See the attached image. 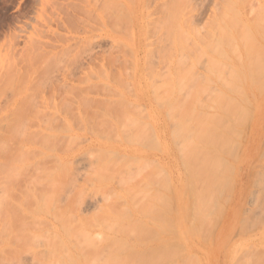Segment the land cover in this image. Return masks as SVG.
<instances>
[{
  "label": "rangeland",
  "instance_id": "obj_1",
  "mask_svg": "<svg viewBox=\"0 0 264 264\" xmlns=\"http://www.w3.org/2000/svg\"><path fill=\"white\" fill-rule=\"evenodd\" d=\"M233 2L234 5H232ZM205 6L208 8L207 19ZM226 7L227 9L234 8L233 12L238 9L237 11L241 15L239 12H236V15L239 14L238 16L233 13L234 19L240 20V24L243 21V24L245 23L250 30L246 34L251 32L250 36L255 39V44L258 43L257 52L252 53L257 58L256 61L253 59L254 56L249 55L248 51H252L253 47L249 45L251 48L248 47L250 49L247 50L248 54H246V50L244 53L246 57L249 55L247 58L251 57L250 60L253 59L254 62L247 59L246 63L241 44L247 43L246 40L250 36L246 37L247 35L244 34L245 38L241 34L245 41L243 42L240 36L241 43L238 41L239 37L236 38V33H239L238 27L235 33L233 28L236 25L234 24L235 26L231 28L227 25V19L224 20L229 17L228 15H231L229 10V12L225 11ZM202 11L204 13L203 23L200 22ZM225 13L228 17L224 16L223 19L222 16L226 15ZM236 19L235 21H237ZM253 20L261 22L257 24L258 27L261 25L260 30L254 25ZM221 21L224 23L222 24ZM232 23H230L231 26ZM224 24L231 31L226 30L234 38L232 41L235 40L236 50L240 53L242 61L238 58V52V55L235 53V56L231 51V49H235V44L230 42L229 34L228 40L231 45L228 42L229 47H227L225 44L227 41L224 44L222 42L223 35L221 33L226 29ZM242 25L239 27L245 29L246 27ZM219 27L223 31L219 32ZM255 29L256 31H254ZM238 33L237 35H239ZM206 36L208 40L212 41L208 46L207 57H205V53L202 56L201 53H197V55L192 54L191 50L188 51L189 47L185 46L186 43L192 39L201 40ZM216 40H219L220 44ZM248 41L251 42V40ZM215 43L220 46L216 47ZM248 44L250 43L248 42ZM218 47L222 49L221 51L224 50L225 55L220 52ZM243 47L245 48V46ZM212 49L213 51H211ZM217 50L219 54L216 52ZM236 50L233 51L236 52ZM222 55L226 56V59ZM202 60H204L203 71L196 67L200 66ZM248 62L250 64L257 62L258 66L253 67L255 69L259 67V72H254L255 69L248 67L250 71L247 74L249 77L251 76L250 78L253 77V83L250 85L249 83L252 81L247 75L246 80L242 81V75L247 70L245 65L248 66ZM214 71L217 75L222 74V77L217 78L219 75L216 76ZM252 71L254 76L251 75ZM238 73L239 75L242 73V75L239 76ZM179 74L183 75L179 76ZM0 75L3 79L2 81L0 78L3 83L2 91H0L2 110V112L0 110V115L4 116V119L0 121V264H52L54 260L51 255H48V251L57 245L58 242L54 239L58 240V237L62 236L65 240L67 239L65 246L71 245L68 248L73 252L70 253L75 255H73L74 258L76 257L74 264H99L100 258L105 260L102 261L105 264H253L252 262L264 264V228H261L264 226V201L262 204H258L253 199L252 192L256 189L252 186V182H249L255 176L254 170L257 172L264 163V155L258 154L264 147L262 144L264 142V0H0ZM230 76L233 78H229ZM238 82L244 84L246 99L250 105L246 101L244 102L243 98L244 103L241 102V96L237 94L240 92L237 90L241 86ZM234 84L238 86H236L237 89ZM143 85H146L151 99L160 107L159 112L162 113V117L173 123L172 128L177 131L176 123L179 122L178 125H181L180 132H176V134L179 132L177 138L174 136L176 134L173 130V137L179 148H184L182 142H186V145L187 141H190H186L189 137L188 134L185 133L187 137L183 135V131L188 132L189 129L191 131L194 128L193 123L192 128H189L191 122H194L190 119L194 120L193 116L195 115L197 120L201 119L202 117L198 118V112L204 113L202 122L198 120L201 128L197 127L198 129H196L200 136L197 135V139L193 140L192 137H195L197 132L193 129V133H196L193 134L192 131L189 133L193 135L190 138L193 140L192 143H199L197 140L200 137L203 138V142L207 139V143L202 142L203 147L201 143L196 146L193 143L192 146V143L189 142L190 144L188 143V146L185 147L186 150L179 149L178 153L180 154L174 159L175 165L171 170L163 164V159L146 158L143 161L142 158H127L125 155L127 132H130L132 138L133 132L141 131L143 119L146 121L152 117L149 110L134 109L137 102L141 100ZM197 88H201L199 93ZM14 90L15 93L18 92L16 95ZM167 90L171 91H169L171 94L166 93V97L167 94L170 95L168 98L165 97V94L163 95ZM162 91L161 96L159 94ZM220 91L225 94L221 95ZM217 94L221 96L222 102V98L225 99L224 105L219 101ZM159 97L166 98L165 100L168 102L164 103V100ZM120 98L122 105L117 102ZM173 98H176L177 101L174 102ZM208 99L209 101H207ZM172 100L174 104L178 102L180 109L179 103L182 104V107L185 105L181 109L184 111L191 106L189 115L186 114L189 117L184 116L188 120L186 126L188 131L185 130L186 127L182 129L185 125L181 122L186 123L183 120V113H179V117H176L179 110L175 108L176 112L174 110L175 114H172V109H174ZM98 102H100L99 106ZM218 103L220 104L218 107L222 108L221 111L216 107ZM234 103L240 105L237 104L232 108L230 105ZM165 104H167L166 107ZM202 104L209 105V107L205 108ZM244 104L250 110L246 122H242L241 119H244L243 111L241 113V109L244 110ZM238 105L239 107H237ZM181 110L180 112H183ZM170 111L171 118H169ZM121 112L127 113V115ZM238 112L242 115H237ZM39 113L43 115L39 116ZM224 115L230 119L227 117L229 120H226ZM127 117L130 118L129 121H127ZM131 118L135 120L133 123ZM172 119L180 120L176 122ZM235 120L237 124L238 122L243 124L239 123L237 126ZM119 121H121V125ZM230 121L231 123H229ZM130 123L132 124L130 125ZM147 123L148 121L145 122V125ZM205 124L207 126L204 127ZM210 124L211 128L209 129ZM110 125L113 126L110 127ZM119 126L122 127L119 128ZM109 128H112L113 132ZM199 128L200 131L203 130L202 136ZM114 132L116 133L114 134ZM178 136L180 137L178 138ZM183 136L186 138L185 141ZM214 136H217L218 139H215ZM113 137L114 139H112ZM221 137L223 138L221 139ZM202 138H200L201 141ZM176 139L181 141L178 142ZM219 139L222 141L220 142ZM212 140L214 141L212 142ZM210 141L212 143L219 141L216 143L219 144L218 146L214 144L216 148H213L215 150L211 151L212 153L209 152V149L213 147L208 144ZM246 142H248L246 145L248 155L244 157L246 150L244 154L242 145ZM206 144L208 145L206 146ZM194 146L196 151L200 147L205 151L208 148L209 154L206 155L204 150L199 149L198 155L201 157L192 150L194 152L190 154L194 156L193 160L190 158L191 155L187 159L181 158V154L185 155L187 152H191ZM102 154H106V158ZM258 156L261 157L257 158ZM109 158L110 160H108ZM244 159L247 160L246 164L243 163ZM183 160L195 162H193L195 166H190L191 171L188 168L189 165L187 167L186 163L182 164ZM216 162L222 164L217 166ZM198 163L200 167L196 165ZM209 164L210 169L207 168V166L210 167ZM212 165L217 168L213 170ZM94 167L95 169H93ZM195 167L198 169L196 170ZM215 170L217 171L215 172ZM259 171L264 172L262 169ZM91 172H94V175H91ZM187 172H190L189 175ZM191 176H196V178L192 179ZM213 176L217 179L213 178L209 181ZM60 181L64 183L61 185ZM192 181L196 188L194 192ZM202 181L204 182L200 184ZM209 183L212 186L217 183L213 186L214 190L209 188L212 187ZM80 189L81 191H78ZM209 189H212L213 195L216 193L215 198H212ZM198 193L202 196L199 195L200 200L197 196ZM208 194L212 199L208 198ZM33 197L36 199L35 201ZM68 200L69 204H67ZM198 200L204 202L203 205L197 202V206L202 205L199 207L202 211L195 204ZM129 201L130 203H128ZM191 203L193 205H190ZM189 205L191 208L194 206V209L196 206V209L199 210H195L197 213L194 212L198 223H196V219H193L192 214H189L192 213L188 208ZM113 206L116 207L115 210H112ZM62 208L63 210H61ZM246 208H250V210ZM258 208L262 214L257 212ZM122 209L123 212L125 211L124 214L127 213L126 215L130 218L129 221L128 219L123 221L138 226L137 231H141L140 233L136 231L137 228L128 223H121L120 220L123 218L120 219L118 213ZM231 209L236 210L234 211L236 219L230 214L227 215ZM99 210H102L100 214L104 216V218L102 216V220L105 219L106 224H110L115 232L110 229V226L106 230V226L103 225L104 221L99 219L102 223L100 224L97 219H93L100 218L97 216ZM112 211L115 212L112 213ZM252 211H256V213L254 214ZM245 212L248 213L245 214ZM122 213L120 214L122 215ZM227 216L228 218H226ZM84 217L88 222L83 220ZM113 217L116 218L113 219ZM90 218L92 219L90 220ZM247 218L248 221L245 222ZM242 220L245 221L242 222ZM97 221L98 226L95 227ZM258 221L259 225L262 224L260 228L256 227ZM251 222L255 225L253 231L249 229L252 226ZM66 223L68 224L67 228ZM250 223L251 226L248 228L247 224L250 225ZM63 225H65V232L68 236L65 235ZM91 225L93 226L91 227ZM77 226L80 228L79 230L83 228L85 232L88 231L89 234L86 232L89 235L88 238L93 234L91 242L86 238V234L80 235L82 233ZM73 227L78 230L79 234L76 235ZM103 227L105 231H102ZM241 227L242 229L246 227L248 231L246 228L242 230ZM192 229L196 230L193 232ZM68 230L70 232L72 230V232L70 233ZM98 234L99 236H97ZM106 235L108 238L111 236L108 242L117 237L119 242L114 240L115 247L111 248L105 239L104 243L106 242L108 248L101 250V245H104L102 240L104 236L106 238ZM51 236L52 238H50ZM83 237L91 245L95 242L97 244L96 240L98 239L96 238L101 239L100 244L97 245L99 249L93 245L98 250L95 248L96 252H91L94 249H89L88 255H85L88 261L93 259L90 263L84 259V256L83 259L81 257L87 251L85 249L87 246L80 245L84 243L82 242ZM119 243L124 244L119 246ZM53 244L55 245L53 246ZM75 244H79L78 247ZM123 245L125 249L122 248ZM59 248L58 250L55 248V255L59 251L58 256L60 257L56 256V259L60 261L61 256L67 255V252L62 251V254L60 252L63 250L62 245ZM79 249L85 253L81 254ZM111 249V254L114 252L115 258H117H114V262L112 259L103 258L105 255L112 256L114 254H109ZM122 249L124 250L122 251ZM46 250L48 251L46 252ZM249 250L255 251L254 257L251 255L253 260L249 259V255V257L247 256V253L252 254L251 251L249 253ZM164 253H167V257ZM34 254L36 259H34ZM77 256L80 257L77 258ZM96 256H98L97 259H100L99 261H95ZM127 261L128 263H126ZM55 262L57 263V261Z\"/></svg>",
  "mask_w": 264,
  "mask_h": 264
},
{
  "label": "bare ground",
  "instance_id": "obj_2",
  "mask_svg": "<svg viewBox=\"0 0 264 264\" xmlns=\"http://www.w3.org/2000/svg\"><path fill=\"white\" fill-rule=\"evenodd\" d=\"M236 1H237V0H236ZM232 5H234V2L232 3ZM230 6H231V5H230ZM230 6H229V7H230ZM231 7H233V6H231ZM239 7H240V6H239ZM230 9H231V10H230ZM228 10H229L230 12H229ZM237 10H238V9H235V12H233V11H234V8H228V9H227V7H226V10H225V11H226V12H229L231 15H228V16H229V17H228L227 14L225 13L226 15H223V16H222L223 19H224L225 17H228V18H225L224 20L226 21V19H227V25H229L231 28L234 27V26L236 25V26L233 28V30H234L235 33H236L237 31H239V33L237 32L239 35H237V33H236V38H238L239 36L241 37V34L244 35V34L247 33V31H250L249 28L245 25V23L243 24V21H242V24L244 25V27H246V28H245L246 30H245L244 28L242 29L241 27H239V26L242 25V24H240V22H241L240 20L238 21V20L235 18V19L237 20V21H235L233 15H236V12H239V11H237ZM231 11H232V12H231ZM223 13H224V12H223ZM233 13H234V14H233ZM232 14H233V15H232ZM237 14H238V13H237ZM239 14H240V12H239ZM239 14H238V15H239ZM238 15H236V16H238ZM240 15H241V14H240ZM224 16H225V17H224ZM230 16H231L232 18H231ZM230 18H231V20H230ZM228 19H229V20H228ZM220 20H221V19H220ZM231 21H232L233 23H232ZM253 21H254L253 23H255L254 25H256L257 28H259V30H260L261 25H259V27H258L257 24H258V23H261V22H260V21H259V22H258V21L256 22V20H253ZM234 22H235V23H234ZM245 22H246V20H245ZM221 23L223 24L224 22L221 21ZM228 23H229V24H228ZM230 23H232V26H231ZM236 23H237V24H236ZM238 23H239V24H238ZM248 23H249V22H248ZM248 23H247V24H248ZM251 23H252V22H251ZM234 24H235V25H234ZM243 25H242V26H243ZM218 26H219V24H218ZM225 26H226V25L224 24V27H225ZM221 27H222V26H221ZM221 27L218 28V29H219V30H218L219 32H220V31H223L222 29H220ZM224 27H223V28H224ZM237 27H238V28H237ZM225 28H226L225 31H226L227 29L230 31L229 27H228V28L225 27ZM236 28H237V31H235ZM247 28H248V30H247ZM240 29L243 30V33H242V30L240 31ZM228 30H227V31H228ZM244 30H245L246 32H245ZM16 31H17V30H16ZM225 31H223V33H221V34L223 35V37L225 36V39H223V37H221L222 35H221L220 33H219V35H221L220 37L222 38V42H223V44H224L225 41H227V42H225V44L227 45V47H229L227 43L231 40L230 42H233V43L235 44V40L232 41V39H234V38L230 35L229 32H227V31L225 32ZM254 31H256V29H255ZM230 32H231V31H230ZM234 32H233V33H234ZM244 32H245V33H244ZM14 33H15V32H14ZM255 33H256V32H255ZM16 34H17V33H16ZM228 34H229V36L231 37L230 40H228V39L230 38V37L228 36ZM248 34H249V35H248ZM248 34H246V35H247L246 37L250 36L251 32H250V33L248 32ZM257 34H258V33H257ZM243 35H242V37H243ZM258 35H259V34H258ZM226 36H227V38H226ZM261 36H262V35H261ZM240 37L238 38V39H239L238 41H240V43H241ZM242 37H241V39H242ZM244 37H245V35H244ZM246 37H245V38H246ZM251 37H252V36L248 37V39L246 40L247 43H245V42H244L245 40L242 39V41L244 42L243 44H245V45L241 44V46H242V48H243V49H242V50H243V53H244V51L246 50V54H248V53H247V50H250L249 48H251L249 45L253 46V47L251 48L252 51H248V52H249V55H251V57H252V56L255 57V55H253L252 53H253L254 51L257 52L256 47H257L258 43L255 44V43H256V42H255V39H254L253 37H252V38H251ZM256 37H257V36H256ZM259 37H260V36H259ZM218 38H219V37H218ZM249 38H250V39H249ZM215 39H216V38H215ZM252 39H253V40H252ZM223 40H224V41H223ZM248 40H251V42L248 41ZM216 41H217V40H216ZM216 41H215V42H216ZM218 41H219V40H218ZM218 41H217V42H218ZM222 42H221V43H222ZM230 42H229V44H230ZM248 42H249L250 44H248ZM216 44H217V45H216ZM219 44H220V41H219ZM234 44H233V45H234ZM214 45H216V47H217V46H220V45H218V43H215ZM230 45H231V44H230ZM254 45H255V46H254ZM243 46H245L246 49H245ZM216 47H215V48H216ZM232 47H233V46H232ZM234 47H235V49L233 48V49H231V51H232V53H233L234 55H235V53L238 55L239 52L236 50V48H237L236 44L234 45ZM248 47H249V48H248ZM254 47H255V48H254ZM218 48L220 49V47H218ZM230 48H231V47H230ZM247 48H248V49H247ZM228 49H229V48H228ZM214 50H215V49H214ZM221 50H222V49H220V52L222 53L224 50H223V51H221ZM233 50H236V52L233 51ZM211 51H213V49H212ZM211 51H210V52H211ZM216 52L218 53V50H217ZM237 52H238V53H237ZM250 52H251V53H250ZM256 52H255V53H256ZM211 53H212V52H211ZM212 54H213V53H212ZM214 54H215V53H214ZM218 54H219V53H218ZM218 54H215V55H218ZM223 54L225 55L224 52H223ZM246 54L244 53V56H245ZM249 55H247V57H249ZM222 56H223V55H222ZM235 56H236V55H235ZM235 56H234V57H235ZM225 57H226V56H223V58H225ZM240 57H241V56H240V53H239V57H238L239 60H241ZM245 57H246V56H245ZM245 57H244V59L246 60V63H247V59H249V58H247V57L245 58ZM251 57H250V59H251ZM210 58H211V57H210ZM29 59H30V58H29ZM29 59H28V60H29ZM31 59H32V58H31ZM211 59H212V58H211ZM225 59H226V58H225ZM250 59H249V60H250ZM253 59H254V61H256L255 59H257V58L255 57V58H253ZM253 59L250 60V61L252 62ZM237 60H238V59H237ZM211 61H212V60H211ZM214 61H215V60H214ZM241 61H242V60H241ZM250 61H249V62H250ZM254 61H253V62H254ZM249 62H248V63H249ZM251 62H250V63H251ZM211 63H212V62H211ZM214 63H215V62H214ZM220 63H221V62H220ZM246 63H245V64H246ZM250 63H249V64H250ZM223 64H224V63H223ZM240 64H241V63H240ZM249 64H248V66L245 65V69L247 68V70H248V69H249L248 67H252L253 69H255L254 67H255V66H258V65H257V62H256V64H255V63H254V64H250V65H249ZM251 65H252V66H251ZM242 66H244V65H242ZM246 66H247V67H246ZM253 66H254V67H253ZM259 66H260V65H259ZM211 67H212V66H211ZM231 67H232V66H231ZM218 68H220V67H218ZM258 68H259V67H257V68L255 69V71H254V70H253V71H254V72L258 71V72H259V69H258ZM211 69H212V68H211ZM216 69H217V68H216ZM239 69H240V68H239ZM241 69L243 70L242 67H241ZM257 69H258V70H257ZM230 70H231V69H230ZM247 70H246V73H244V75H242V73H240V75H242V81H245V80H246V75L248 76L247 73L250 71V69H249L248 71H247ZM15 71H16V70H15ZM15 71H14V72H15ZM216 71H217V70H216ZM218 71H219V70H218ZM233 71H234V70H233ZM253 71H252V73H251L252 76H254ZM219 72H221V71H219ZM236 72H237V71H236ZM239 72H240V71H239ZM182 73H183V72H182ZM215 73H216V72L214 71V74H215ZM231 73H232V72H231ZM211 74H212V72H211ZM232 74H233V73H232ZM232 74H231V75H232ZM235 74H237V73H235ZM256 74H257V73H256ZM180 75H183V74H179V76H180ZM184 75H185V74H184ZM212 75H213V74H212ZM215 75L218 76L219 74L217 75V73H216ZM221 75H222V74H220L217 78H220ZM238 75H239V73H238ZM238 75H237V76H238ZM240 75H239V76H240ZM249 75H250V73H249ZM221 77H222V76H221ZM235 77H236V75H235ZM250 77H251V76H250ZM250 77L248 76V78L251 79L252 82H250L249 85L253 83V80H252L253 77H252V78H250ZM0 78L2 79L1 75H0ZM217 78H216V79H217ZM229 78H231V76H230ZM232 78H233V77H232ZM232 78H231V79H232ZM248 78H247V80H249ZM1 79H0V83H1V84H0V85H1V86H0V87H1V88H0V91H2V84H3V83H2L3 79H2V81H1ZM224 79H225V78H224ZM235 79L237 80L238 78L236 77ZM219 80H221V79H219ZM236 80H234V82H235ZM208 81H209V80H208ZM217 81H218V80H217ZM228 81H229V80H228ZM232 81H233V80H232ZM236 82H237V81H236ZM239 82H240V81H239ZM239 82H238V83H239ZM248 82H249V81H248ZM222 83H223V82H222ZM226 83H227V82H226ZM232 83H233V82H232ZM240 83H241V82H240ZM240 83H239V84H240ZM242 83H243V82H242ZM213 84H214V83H213ZM223 85L225 86L224 83H223ZM226 85H227V84H226ZM234 85H235V84H234ZM240 85H241V86H239L240 89L237 90V92H238V91H240V92L237 93V94H238V96H239V94H240V96H241V99H240L241 102H243V101H242V98H243L244 102L246 101L247 104L250 105V103H249V102L247 101V99H246V95H247V94H246V89L243 87L244 84H243V85L240 84ZM106 86H107V85H106ZM228 86H229V83H228ZM236 86H237V85H235V88L237 89L238 86H237V87H236ZM230 87H231V86H230ZM105 88H106V87H105ZM232 88H233V90H234V87H232ZM197 89H198V88H197ZM199 89L201 90V88H199ZM199 89L197 90L198 93H199ZM15 90H16V89H15ZM15 90H14V93H15ZM107 90H108V89H107ZM230 90H231V89H230ZM230 90H229V91H230ZM163 91H165V90H163ZM163 91L160 92L161 94H159V95L162 96ZM169 91H170V90H169ZM169 91L167 90L165 93H163V95L165 94V97H166V93L169 92ZM194 91H195V90H194ZM234 91H236V90H234ZM110 92H111V91H110ZM170 92H171V91H170ZM170 92H169V93H170ZM232 92H233V91H232ZM1 93H3V92H1ZM17 93H18V92H17ZM17 93H15V95H16ZM107 93H108V92H107ZM116 93H117V92H116ZM193 93H194V92H193ZM220 93H221V91H220ZM222 93H223V92H222ZM222 93H221V95H222ZM103 94H104V93H103ZM170 94H171V93H170ZM223 94H225V93H223ZM0 95H1V94H0ZM18 95H19V94H18ZM18 95H17V96H18ZM108 95H109V94H108ZM190 95H191V94H190ZM197 95H198V94H197ZM208 95H209V94H208ZM217 95H218V94H217ZM250 95H251V94H250ZM117 96H118V93H117ZM169 96H170V95H169ZM169 96H168V94H167V97H166V98H168ZM192 96H193V95H192ZM218 96H219V95H218ZM223 96H224V95H223ZM0 97H1V96H0ZM194 97H195V95H194ZM216 97H217V96H216ZM216 97H215V98H216ZM220 97H221V96H219V101H221V100H220V99H221ZM224 97H225V96H224ZM226 97H227V96H226ZM159 98H161V97H159ZM166 98H165V99H166ZM238 98H239V97H238ZM11 99H12V98H11ZM17 99H18V98H17ZM161 99L164 100L163 102L165 103L166 100L164 99V97L161 98ZM173 99H175L174 102L177 101L176 98H173ZM194 99H195V98H194ZM210 99H211V97H210ZM216 99H217V98H216ZM192 100H193V99H192ZM212 100H214V99H212ZM212 100H210V102H211ZM217 100H218V99H217ZM222 100H223V102H224L225 99L222 98ZM229 100H230V98H229ZM120 101H121V98H120V100L118 99L117 102H120ZM122 101H123V99H122ZM207 101H209V99H208ZM104 102H105V101H104ZM126 102H128V101H126ZM129 102H130V101H129ZM161 102H162V101H161ZM167 102H168V101H166V103H167ZM174 102H173V100H172V106L174 107V109H172L173 107L171 108V109L173 110V111H172V114H173V113L175 114V112H176V109H175V108H178L179 112H177V115H178L179 113H181V114L183 113V118H184V116H185L186 114L189 115V110H190L189 108H190L191 106H190V107L187 106V107H189V108H187V109L184 111V110H181V109H183L185 105L182 107V106H181L182 104L179 103V104H180V107H181V109H180V108L178 107V102H176L177 106H176V104H174ZM215 102H216V101H215ZM223 102L221 101V103L224 105L225 103H223ZM227 102H229V101L227 100ZM235 102H237V101H235ZM244 102H243V103H244ZM99 103H100V102L97 103L98 106H99ZM101 103L104 104L103 101H101ZM105 103H106V102H105ZM120 103H121V105H122V102H120ZM132 103H133V102H132ZM211 103H213V101H212ZM17 104H18V102H17ZM19 104H20V103H19ZM97 104H96V105H97ZM102 104H101V106H102ZM123 104H124V103H123ZM162 104H163V103H162ZM173 104H174V105H173ZM196 104H197V103H196ZM231 104H232V103H231ZM237 104H239V103H236V104L234 103L233 105H230V106H232V108H234V107H236ZM96 105H95V107H97ZM107 105H109V104H107ZM132 105H135V104H132ZM166 105H167V104H165V107H166ZM197 105H199V104H197ZM202 105H204V104H202ZM218 105H220V104H219V103L217 104V106H216L217 108H219ZM234 105H235V106H234ZM239 105H240V104H239ZM239 105H238L237 107H239ZM175 106H176V107H175ZM199 106H200V105H199ZM204 106H205V108H206L207 106L209 107V105H207V106L204 105ZM130 107H131V106H130ZM132 107H133V106H132ZM132 107H131V108H132ZM135 107H136V106H135ZM168 107H169V106H168ZM170 107H171V106H170ZM192 107H193V106H192ZM220 107H221V106H220ZM228 107H229V106H228ZM241 107H242V106H241ZM112 108H113V107H112ZM112 108H111V109H112ZM125 108L127 109L128 107H125ZM131 108H130V109H131ZM136 108H138V107H136ZM136 108H134V109H136ZM198 108H199V107H198ZM211 108H212V107H211ZM223 108H224V106H223ZM98 109H99V107H98ZM113 109H114V108H113ZM117 109H118V108H117ZM120 109H121V108H120ZM167 109H168V108H167ZM167 109H166V111H167ZM169 109H170V108H169ZM193 109H194V108H193ZM215 109H216V108H215ZM220 109H222V108H219V110H220ZM236 109H237V108H236ZM243 109H244V110L241 109V113H242V111H243L242 114H244V119L241 118V119H242V122H244L245 120H247V119H246V118H247V115H249V113H250L249 108H247L245 104H244ZM0 110H1V104H0ZM137 110H139V109H137ZM174 110H175V112H174ZM180 110L183 111V112H180ZM210 110H211V109H210ZM227 110H228V109H227ZM38 111H39V110H38ZM107 111H108V110H107ZM116 111H117V110H116ZM123 111H124V110H123ZM132 111H134V110H132ZM194 111H195V110H194ZM197 111H198V110H197ZM220 111H221V110H220ZM1 112H2V110H1ZM93 112H94V111H93ZM118 112H119V110H118ZM125 112H127V111H125ZM128 112H130V111H128ZM128 112H127V113H128ZM134 112H135V111H134ZM224 112H225V111H224ZM227 112L229 113V111H227ZM231 112H232V110H231ZM42 113H43V112H42ZM42 113H41V114H42ZM98 113H99V112H98ZM114 113L116 114V112H114ZM114 113H113V114H114ZM121 113H123V112H121ZM127 113H126V114L123 113V114L127 115ZM132 113H133V112H132ZM165 113H166V112H165ZM198 113H199V114H198V115H199L198 118L202 117L201 119H198V120H199L200 122H202V120H203V118H204V113H202V112H201V113L198 112ZM212 113H213V112H212ZM225 113H226V112H225ZM241 113H240V114H241ZM247 113H248V114H247ZM0 114H1V113H0ZM41 114L39 113V116H41ZM95 114H96V113H95ZM108 114H109V113H108ZM172 114H171V111H170V113H169V116H170V117H169V118H171ZM174 114H173V115H174ZM191 114H192V113H191ZM195 114H197V113H195ZM202 114H203V115H202ZM205 114H206V113H205ZM226 114H227V113H226ZM231 114H234V113H231ZM235 114H237V113H235ZM240 114H239V112H238L237 115H240ZM242 114H241V115H242ZM42 115H43V114H42ZM98 115H99V114H98ZM117 115H120V114H117ZM117 115H116V116H117ZM128 115H130V114H128ZM131 115H132V114H131ZM177 115H175V116H176V117H179V115H178V116H177ZM201 115H202V116H201ZM215 115H216V114H215ZM218 115H220V114H218ZM237 115H236V117H237ZM46 116H47V115H46ZM48 116H49V115H48ZM89 116H90V115H89ZM94 116H95V115H94ZM109 116H110V115H109ZM122 116H123V115H122ZM122 116H121V117H122ZM135 116H136V115H135ZM181 116H182V115H181ZM186 116H187V115H186ZM195 116H196V115H195ZM195 116H193V117H194V118H193L194 120H191V119H190V121H194V122H191V124H190V121L188 122V123L190 124V127H189V128H192V123L194 124V128H192V130L194 129V131H196V129H198L197 127H200V126H201V125L199 126V121L197 120V117H195ZM207 116H208V114H207ZM228 116H229V114H228ZM228 116H227V117H228ZM234 116H235V115H234ZM97 117H98V116H97ZM123 117H124V116H123ZM123 117H122V118H123ZM173 117H174V116H173ZM173 117H172V118H173ZM188 117H189V116H187V118H188ZM205 117H206V116H205ZM215 117H216V116H215ZM215 117H214V118H215ZM221 117H222V115H221ZM224 117H225V115H224ZM227 117H225V118H227ZM49 118H50V117H49ZM49 118H47V119H49ZM85 118H86V117H85ZM87 118H88V117H87ZM206 118H207V117H206ZM206 118H205V119H206ZM208 118H209V117H208ZM212 118H213V117H212ZM212 118H211V119H212ZM228 118H229V117H228ZM228 118H227L226 120H229V119H230V118H229V119H228ZM3 119H4V116H3V114H2V115H0V121L3 120ZM83 119H84V118H83ZM115 119H116V118H115ZM117 119H118V118H117ZM120 119H121V118H120ZM124 119H125V118H124ZM128 119H130V118L127 117V121H129ZM131 119H132L131 121H132V123H133L134 118H131ZM219 119H220V118H219ZM235 119H236V118H235ZM239 119H240V117H239ZM239 119H238V120H239ZM121 120H122V119H121ZM138 120H139V119H138ZM172 120H173V119H172ZM178 120H180V119H178ZM178 120H173V121H176V122H177ZM183 120H185L186 123L184 122V123H185V124H184L183 121H182V119H181V121H182L181 123H182L183 125H185L182 129H184V128L187 126V121H188V120L185 119V118H184ZM85 121H86V120H85ZM89 121H90V120H89ZM122 121H123V120H122ZM124 121L126 122V120H124ZM134 121H135V120H134ZM205 121H206V120H205ZM217 121H218V120H217ZM231 121H233V120H231ZM231 121H230L229 123H231ZM125 122H124V123H125ZM176 122H175V123H176ZM197 122H198V123H197ZM206 122H207V121H206ZM206 122H205V123H206ZM208 122H209V121H208ZM210 122H211V121H210ZM210 122H209V123H210ZM234 122H236V120H235ZM242 122H238V124H239V123L241 124ZM245 122H246V121H245ZM120 123H121V121H119V124H120ZM132 123H130V125H131ZM178 123H179V122H178ZM178 123H176V124H177V127H175V128H178L177 131L180 132V129H181V128H179V127H181V125H178ZM196 123H197V124H196ZM203 123H204V122H203ZM126 124H127V122H126ZM142 124H143V123H142ZM144 124H145V123H144ZM176 124H175V125H176ZM189 124H188V126H189ZM200 124H201V123H200ZM217 124H218V123H217ZM236 124H237V122H236ZM238 124H237V126H238ZM242 124H243V123H242ZM242 124H241V125H242ZM113 125H114V124H113ZM113 125H112V126H113ZM120 125H121V124H120ZM128 125H129V124H128ZM130 125H129V127H130ZM196 125H197V126H196ZM212 125H213V124H212ZM227 125L230 126V124H227ZM234 125H235V124H234ZM112 126L110 125V127H112ZM126 126H127V125H126ZM134 126H135V123H134ZM136 126H137V125H136ZM140 126H141V125H140ZM202 126H203V125H202ZM205 126H207V124H205L204 127H205ZM209 126H210L209 129H210V128H211V124H210ZM224 126H225V128H226V125H224ZM224 126H223V127H224ZM121 127H122V126H121ZM121 127L119 126V128H121ZM144 127H145V125H144ZM204 127H203V128H204ZM212 127H213V126H212ZM133 128H134V127H133ZM186 128H187V129H186ZM186 128H185V130L188 131V127H186ZM200 128H201V127H200ZM200 128H199V132L201 133V132H203V130L201 129L202 131H200ZM111 129H112V128H111ZM111 129L109 128V130H111ZM142 129H143V128H142ZM212 129H213V128H212ZM212 129H211V130H212ZM222 129H223V128H222ZM228 129H229V128H228ZM231 129H232V128H231ZM234 129H235V128H234ZM143 130H144V129H143ZM143 130H142V131H143ZM173 130H174V132H175V134H176L177 131H176L175 129H173ZM173 130H172V131H173ZM192 130H191V131H192ZM215 130H216V129H215ZM226 130H227V129H226ZM111 131H112V130H111ZM122 131H123V130H122ZM127 131H128V130H127ZM131 131H132V130H131ZM133 131H134V130H133ZM172 131H171V132H172ZM191 131H190V129H189L188 132H186V131L184 132V131H183V135H184V136H185L186 134H188L189 137L185 136V137H187V139H186L184 136H183L184 139L181 137V139H183L184 141H185V139H186V141H187V140H190V141H187V144H188L189 142L192 143V141H193V140L197 137V135H198V130L196 131L197 133L195 132L196 134L193 133V131H192V133L196 135L195 137L192 135V133H191V134L189 133V132H191ZM205 131L207 132V130H205ZM217 131H218V130H217ZM224 131H225V130H224ZM252 131H253V129H252ZM112 132H113V131H112ZM171 132H170V133H171ZM174 132L171 133L172 136L174 135ZM179 132H178V133H179ZM248 132H249V131H248ZM115 133H116V132H114V134H115ZM129 133H130V132H129ZM178 133H177L176 135H174V136L176 137V136L178 135ZM185 133H186V134H185ZM200 133H199V134H200ZM210 133H211V132H210ZM250 133H251V132H250ZM110 134H111V133H110ZM144 134H145V132L143 131V136H144ZM214 134H215V132H214ZM234 134H235V133H234ZM234 134H233V135H234ZM112 135H113V134H112ZM121 135H122V133H121ZM127 135H128V134H127ZM134 135H135V134L132 133V137H133ZM180 135H181V134H180ZM191 135L193 136V137H192L193 140L190 139V138H191ZM216 135H217V133H216ZM218 135H219V134H218ZM116 136H117V135H116ZM125 136H126V135H125ZM198 136H200V135H198ZM201 136H202V133H201ZM203 136H204V135H203ZM211 136H212V135H211ZM234 136H235V135H234ZM234 136H233V138H234ZM179 137H180V136H178V138H179ZM214 137H215V136H214ZM214 137H213V138H214ZM123 138H124V137H123ZM125 138H127V137H125ZM134 138H135V137H134ZM171 138H173V137H171ZM176 138H177V137H176ZM198 138H199V137H198ZM200 138H202V137H200ZM200 138L197 140V142L201 143V144H202V145L200 144L201 146H203V143H207V139L205 138V136H204V138L206 139L205 142H203V138H202V141H201ZM208 138H209V137H208ZM216 138L218 139L217 136L215 137V139H216ZM219 138H220V137H219ZM222 138H223V137H221V139H222ZM112 139H114V137H113ZM128 139H129V138H128ZM130 139H131V137H130ZM196 139H197V138H196ZM65 140H66V139H65ZM110 140H111V139H110ZM115 140H117V139H115ZM125 140H126V139H125ZM199 140H200V141H199ZM219 140H220V139H219ZM224 140H225V139H224ZM69 141H70V140H69ZM111 141H112V140H111ZM117 141H118V140H117ZM127 141H128V140H127ZM164 141H165V140H164ZM173 141H175V140H173ZM173 141H172V142H173ZM176 141H178V140L176 139ZM180 141H181V140H179L178 142H180ZM195 141H196V140H195ZM208 141H209V139H208ZM213 141H214V140H212V142H213ZM216 141H217V140H216ZM221 141H222V140H220V142H221ZM202 142H203V143H202ZM212 142L210 141V142L208 143V144H210V146H213V147H211L212 149L210 148V146H208V147L210 148V149H209V150H210V151H209L210 153L214 152L215 149L213 150V148H216V146H215L214 144L218 143L219 141H218V142H214V143H212ZM223 142H224V141H223ZM67 143H68V142H67ZM67 143H66V144H67ZM69 143H70V142H69ZM129 143H130V142H129ZM164 143H165V142H164ZM175 143H176V142H175ZM182 143H183V147H184V148L188 146L187 144L185 145L186 142H182ZM190 143H189V144H190ZM193 143H194V142H193ZM193 143L191 144L192 146L195 144V143H194V144H193ZM199 143H196V144L198 145ZM196 144H195V146H196ZM208 144H206V146H207ZM247 144H248V142H246L245 144L242 145V148H243V149H242V152H243L244 154H245V150H246V154L244 155V157H246V156L248 155V150L246 149V145H247ZM262 144H264V142H263ZM64 145H65V144H64ZM174 145H176V144H174ZM181 145H182V144H181ZM184 145H185V146H184ZM191 145H190V147H192ZM216 145H217V144H216ZM218 145H219V144H218ZM218 145H217V146H218ZM224 145H226V144L224 143ZM53 146H54V145H53ZM195 146H194V147H195ZM206 146H205V147H206ZM221 146H223L222 143H221ZM181 147H182V146H181ZM194 147H193L192 149L190 148V149H191V152H187L185 155H184V154H181V156H182L181 158H183V157H185L186 159L189 158L190 155L192 154V152H194V151H195V153H197L196 155H198V152H200L199 149H202V148L200 147V148L197 149V151H196V150H194V149H196V147H195V148H194ZM203 147H204V146H203ZM184 148H179V147H178V152H180L179 149H180L181 151H182V150H186V148H185V149H184ZM197 148H198V146H197ZM223 148H225V147H223ZM176 149H177V148H176ZM187 149L189 150V148H187ZM218 149H222V148H218ZM218 149H217V150H218ZM188 150H187V151H188ZM192 150H194V151H192ZM198 150H199V151H198ZM202 150L205 151V149H202ZM207 150H208V148H207L206 151H205V152H206V155L209 154V153L207 152ZM65 151H67V150H65ZM98 151H99V150H98ZM103 151H104V150H103ZM103 151H102V152H103ZM189 151H190V150H189ZM211 151H212V152H211ZM219 151H221V150H219ZM102 152H101V153H102ZM114 152H115V151H114ZM183 152L185 153V151H183ZM99 153H100V152H99ZM134 153H135V152H134ZM181 153H182V152H181ZM188 153H189V154H188ZM190 153H191V154H190ZM203 153H204V152H202V154H203ZM220 153H221V152H220ZM222 153H224V152H222ZM230 153H231V152H230ZM179 154H180V153H179ZM187 154H188V157L186 156ZM193 154H194V153H193ZM204 154H205V153H204ZM225 154H226V153H225ZM258 154H263V155H264V147L261 149V152H260V151L258 152ZM102 155H103V156L105 155V158H106V154H102ZM183 155H184V156H183ZM206 155H204V156H206ZM216 155H217V154H216ZM141 156H142V155H141ZM198 156H200V155H198ZM208 156H210V155H208ZM212 156H213V155H212ZM227 156H228V155H227ZM98 157H99V156H98ZM192 157H194V156L191 155V157H190V158L193 160ZM200 157H201V156H200ZM259 157H261V156H258L257 158H259ZM99 158H100V157H99ZM105 158H104V159H105ZM107 158H108V156H107ZM137 158H138V157H137ZM185 158H184V159H185ZM197 158H199V157H197ZM191 159H190V160H191ZM199 159H200V158H199ZM204 159H206V158H204ZM210 159H211V158H210ZM106 160H107V159H106ZM108 160H110V158H109ZM144 160H145V159H143V161H144ZM192 160H191V161H192ZM196 160H197V159H196ZM200 160H202V159H200ZM215 160H218V161H219V159H217V158H215ZM215 160H214V161H215ZM123 161H124V160H123ZM191 161L183 160V163H182V164H185V163H186V166H187V167H188V165H189L188 168H189L190 171H191V167H190V166L193 165V162L195 161V159H194L193 162H191ZM207 161H209V160L207 159ZM107 162H108V161H107ZM120 162H121V161H120ZM210 162H212V161H210ZM122 163H123V162H122ZM194 163H195V162H194ZM200 163H201V161H200ZM207 163H208V162H207ZM243 163L246 164V163H247V160L244 159V160H243ZM62 164H63V163H62ZM108 164H109V163H108ZM215 164L217 165L218 163L216 162ZM221 164H222V163H221ZM221 164H218L217 166H220ZM63 165H64V164H63ZM105 165H106V164H105ZM196 165H198V167H200L199 163L196 164ZM205 165H206V162H205ZM207 165H208V164H207ZM193 166H195V165H193ZM203 166H204V165H203ZM209 166H210V164H209ZM92 167H93V166H92ZM124 167H125V165H124ZM126 167H127V166H126ZM187 167H186V169H187ZM196 167H197V166H196ZM196 167H195V168H196ZM64 168H65V167H64ZM64 168H63V169H64ZM207 168L210 169L211 166H210V167L207 166ZM216 168H217V167H216ZM216 168H214L213 165H212V169H213V170L216 169ZM258 168H259V167H258ZM91 169H92V168H91ZM91 169H90V170H91ZM93 169H95V167H94ZM126 169H127V168H126ZM197 169H198V168H196V170H197ZM261 169L264 171V163H262V165H261ZM261 169H259V170H261ZM213 170H212V171H213ZM257 170H258V169H257ZM259 170H258L257 172H255V170H254V173H253V174H255V176H253V178H251V180H249V182H252V186H254L255 189H256V191H253V192H252V193L254 194V195H253V199L256 200V202H257L258 204H262V202L264 201V174H262V173H264V172L259 171ZM184 171H186V170L184 169ZM187 171H188V170H187ZM192 171H193V170H192ZM208 171H209V170H208ZM216 171H217V170H215V172H216ZM96 172H97V169H96ZM193 172H196V171H193ZM260 172H262V173H260ZM50 173H51V172H50ZM93 173H94V172H91V175H92ZM187 173H188V172H187ZM189 173H190V172H189ZM189 173H188V175H189ZM208 173H209V172H208ZM98 174H99V172H98ZM253 174H252V175H253ZM93 175H94V174H93ZM191 175H192V174H191ZM211 175H212V173H211ZM213 175H214V173H213ZM216 175H217V174H216ZM256 175H257V177H256ZM100 176H101V174H100ZM206 176H207V174H206ZM54 177H55V176H54ZM189 177H190V176H189ZM191 177H192V176H191ZM251 177H252V176H251ZM193 178H196V176H195V177H192V179H193ZM204 178H205V175H204L203 179H204ZM213 178H215V176H213L212 178L210 177L209 181H211V179H213ZM103 179H104V178H103ZM103 179H102V180H103ZM192 179H190V180H192ZM197 179H198V178H197ZM201 179H202V178H201ZM201 179H200V180H201ZM203 179H202V180H203ZM216 179H217V178H215V180H216ZM195 180H196V179H195ZM198 180H199V179H198ZM53 181H54V183H56L55 180H53ZM58 181H59V180L57 179V182H58ZM100 181H101V180H100ZM185 182H186V181H185ZM187 182H188V181H187ZM192 182H193V181H192ZM192 182H191V184H193L192 186H194V182H193V183H192ZM197 182H199V181H197ZM203 182H204V181L200 182V184L203 183ZM205 182L207 183L206 180H205ZM215 182H217V181H215ZM60 183H61V181H60ZM62 183H64V182H62ZM62 183H61V185H62ZM206 183H205V184H206ZM210 183H211V182H210ZM210 183H209V185H211ZM212 183H213V180H212ZM57 184H58V183H57ZM214 184H217V183H214ZM214 184H213V186H214ZM219 185H220V184H219ZM219 185H218V186H219ZM211 186H212V185H211ZM213 186H212V187H209V186H208V187H209V188H212V189L214 190ZM215 186H216V185H215ZM55 187H56V185H55ZM55 187H54V188H55ZM61 187H62V186H61ZM61 187H60V188H61ZM105 187H106V186H105ZM57 188H58V187H57ZM73 188H75V187H73ZM125 188H127V187H125ZM128 188H129V187H128ZM188 188H189V187H188ZM49 189H50V188H49ZM52 189H53V188H52ZM52 189H51V190H52ZM55 189H56V188H55ZM105 189H106V188H105ZM192 189H195V190H193V192L196 191L195 186H194V188H192ZM203 189H206V188H203ZM212 189H209L208 191L211 190V194H212V198H213L214 196H216V193H215V195H213L214 192L212 193ZM40 190H42V189H40ZM53 190H54V189H53ZM59 190H60V189H59ZM190 190H191V189H190ZM54 191H55V190H54ZM54 191H53V192H54ZM56 191H57V190H56ZM78 191H81V189L78 190ZM187 191H188V190H187ZM187 191H186V192H187ZM204 191H205V190H204ZM57 192H58V191H57ZM124 192H125V191H124ZM183 192H184V191H183ZM197 192H199V191H197ZM197 192H196V193H197ZM255 192H256V194H255ZM44 193H45V192H44ZM47 193H48V192H47ZM51 193H52V192H51ZM51 193H49V194H51ZM207 193H209V192H207ZM252 193H251V195H252ZM41 194H42V193H41ZM47 195H48V194H47ZM47 195H44V197L46 196V197L49 198V196H47ZM53 195H54V194H53ZM126 195L129 196V194H127V193H126ZM130 195H131V194H130ZM132 195H133V194H132ZM188 195H189V194H188ZM192 195H193V194H192ZM195 195H196V194H195ZM199 195H200V193H198V195H197V196H198V199H199ZM203 195H204V194H203ZM208 195H209L208 198H209V199H212V198H211V195H210V194H208ZM117 196H118V195H117ZM120 196H121V195H120ZM200 196H201V195H200ZM204 196H205V195H204ZM206 196H207V194H206ZM237 196H238V195H237ZM72 197H73V195H72ZM74 197H75V196H74ZM181 197H182V196H181ZM193 197H194V196H193ZM201 197H202V196H201ZM50 198H51V197H50ZM54 198H55V197H54ZM56 198H57V197H56ZM68 198H69V197H68ZM68 198H67V199H68ZM75 198H76V197H75ZM75 198H74V199H75ZM107 198H108V197H107ZM116 198L118 199V197H115V199H116ZM187 198H189V197L187 196ZM191 198H192V196H191ZM214 198H215V197H214ZM33 199H34V197H33ZM46 199H47V198H46ZM52 199H53V198H52ZM72 199H73V198H72ZM185 199H186V198H185ZM35 200H36V199H34V201H35ZM47 200H48V199H47ZM129 200H130V199H129ZM194 200H195V199H194ZM199 200H200V199H199ZM199 200L196 201V202L194 201L195 204H196V206H197V204H198L197 202H199ZM71 201H73V200H71ZM110 201H111V200H110ZM114 201H115V200H114ZM192 201H193V200H192ZM236 201H237V200H236ZM236 201H235V202H236ZM249 201H250V200H249ZM249 201H248V202H249ZM44 202H45V200H44ZM46 202H47V201H46ZM48 202H49V201H48ZM51 202H52V201H51ZM67 202H68L67 204H69L70 201L68 200ZM73 202H75V201H73ZM49 203H50V202H49ZM54 203H55V202H54ZM57 203H58V202H57ZM128 203H130V201H129ZM199 203H202V201H200ZM46 204H47V203H46ZM55 204H56V203H55ZM58 204H59V203H58ZM58 204H57V206H58ZM115 204H116V203H115ZM117 204H118V203H117ZM117 204H116V205H117ZM203 204H204V202L202 203V205H203ZM205 204H206V203H205ZM236 204H237V203H236ZM247 204H248V203H247ZM42 205H43V204H42ZM64 205H65V204H64ZM119 205H120V204H119ZM190 205H193V204L191 203ZM190 205H189V206H190ZM202 205L199 204V206H197V207L199 208V207L202 206ZM251 205H252V204H251ZM254 205L256 206L255 202H254ZM66 206H67V205H66ZM169 206H170V205H169ZM196 206H195V209H194V206L192 207V208L194 209V211H193V209L191 208V206L188 207V208H190L191 211H192V213L190 212L189 214H192V216L194 217L193 219H196V220H197V218H196V214H195V213H197V211H199L200 208H199V210H198V209H196ZM205 206H206V205H205ZM236 206H237V205H236ZM38 207H39V206H38ZM38 207H37V208H38ZM43 207H44V206H43ZM52 207H53V206H52ZM55 207H56V206H55ZM101 207H102V206H101ZM121 207H124V206H121ZM130 207H131V206H130ZM206 207H207V206H206ZM249 207H250V205H249ZM253 207H254V206H253ZM256 207H257V206H256ZM33 208H34V207H33ZM46 208H47V207H46ZM59 208H61V207H59ZM103 208H104V207H103ZM115 208H116V207L113 206V209H112V210H115ZM244 208H245V207H244ZM41 209H42V208H41ZM43 209H44V208H43ZM53 209H54V207H53ZM66 209H67V207H66ZM118 209H119V206H118ZM118 209H117V210H118ZM124 209L127 210V208H124ZM137 209H138V208H137ZM229 209H230V208H229ZM234 209H235V208H234ZM246 209H249V210H250V208H246ZM246 209H244V210H246ZM256 209H257V208H256ZM256 209H255V210H256ZM56 210H57V208H56ZM61 210H63V208H62ZM64 210H65V209H64ZM117 210H116V211H117ZM128 210H129V209H128ZM133 210H135V209H133ZM140 210H141V209H140ZM140 210H139V211H140ZM187 210H188V209H187ZM195 210H197V211L195 212ZM244 210H243V211H244ZM252 210H253V209H252ZM258 210H259V211H257V212L259 213V212H260V209L258 208ZM34 211H35V210H34ZM51 211H53V210H51ZM59 211H60V210H59ZM59 211H58V212H59ZM100 211H102V210H99V214H98V215L96 214V215H97L98 217H100V218H93V219H97V220L100 222V224H102L100 220H102V216H103V215L100 214V213H101ZM103 211H104V210H103ZM118 211H119V210H118ZM142 211H143V210H142ZM189 211H190V210H189ZM200 211H202V209H201ZM234 211H236V210H233V209L229 210L228 213H227V215L230 214L231 216H234V217H235V218L233 217L234 219H236V214L234 213ZM113 212H115V211H112V213H113ZM122 212H123V209L120 210V213H122ZM194 212H195V213H194ZM252 212H253L254 214L256 213V211H252ZM45 213H46V212H45ZM47 213H48V211H47ZM63 213H64V212H63ZM116 213H118V212H116ZM116 213H114V214H116ZM120 213H118V214H119L118 217H119L120 219H122V218H123V219H122V220H120L119 218H118V219L121 221V223H122V222H124V223H128L127 221H123L124 219H128V221H129L130 218H128V216L126 215L127 213L124 214L125 211L122 213V215L124 214L123 216H126L127 218H126V217H123ZM128 213H129V212H128ZM199 213H200V212H199ZM247 213H248V212H247ZM247 213L245 212V214H247ZM52 214H53V213H52ZM55 214H56V213H55ZM60 214H61V213H60ZM65 214H66V213H65ZM67 214H68V213H67ZM174 214H175V212H174ZM174 214H173V215H174ZM193 214H194V215H193ZM249 214H251V213H249ZM259 214H262V212H260ZM68 215H69V214H68ZM78 215L81 216L80 214H78ZM257 215H258V214H257ZM62 216H64V215H62ZM73 216H74V215H73ZM120 216H122V217H120ZM175 216H176V215H175ZM189 216H190V215H189ZM52 217H53V216H52ZM82 217H83V216H82ZM90 217H91V216H90ZM116 217H117V216H116ZM116 217H113V219H115ZM165 217H166V216H165ZM165 217H164V218H165ZM62 218H64V217H62ZM62 218H61V220L63 221ZM69 218H70V217H69ZM69 218H68V219H69ZM103 218H104V216H103ZM191 218H192V217H191ZM191 218H190V219H191ZM226 218H228V216H227ZM229 218H230V217H229ZM54 219H55V218H54ZM59 219H60V218H59ZM64 219H65V218H64ZM91 219H92V218H90V220H91ZM99 219H100V220H99ZM193 219H192V220H193ZM198 219H199V218H198ZM254 219H255V217H254ZM256 219H257V217H256ZM258 219H260V218L258 217ZM55 220H56V219H55ZM73 220H74V219H73ZM83 220L86 221L87 219H85V217H84ZM90 220H89V222H90ZM104 220H105V219H103L102 222H103ZM116 220H117V219H116ZM192 220H191V221H192ZM232 220H233V219H232ZM245 220H246V219H245ZM245 220H242V222L245 221ZM56 221H57V220H56ZM76 221H77V220H76ZM94 221H95V220H94ZM98 221H97V224H95V227L98 226ZM185 221H186V220H185ZM200 221H201V220H200ZM202 221H203V220H202ZM202 221H201V222H202ZM234 221H235V220H234ZM247 221H248V218H247V220H246L245 222H247ZM256 221H257V220H256ZM259 221H260V220H259ZM259 221L257 222V224L259 223ZM59 222H60V220H59ZM74 222H75V220H74ZM86 222H88V220H87ZM86 222H85V223H86ZM118 222H119V221H118ZM201 222H200V224L202 225ZM253 222H255V221H253ZM253 222H251V223H252V226H251V223H250V225L247 224V225H248V228H249V226L252 227V228H251V227L249 228V229H252L251 231H253V230L255 229V228L253 227V226H255V225H253ZM63 223H64V222H63ZM67 223H68V222H67ZM67 223H66V224H67ZM79 223H80V221H79ZM79 223H78V224H79ZM82 223H83V221H82ZM104 223L106 224V221H104ZM144 223H145V222H144ZM188 223H190V222H188ZM196 223H198V220H197ZM232 223H233V222H232ZM255 223H256V222H255ZM260 223H261V222H260ZM64 224H65V223H64ZM68 224H70V223H68ZM68 224L66 225V228H67ZM91 224H92V223H91ZM105 224H103V225L106 226V227L108 226L107 228L105 227V229L107 230V229L109 228L110 224H106V225H105ZM122 224H123V223H122ZM128 224H129V223H128ZM141 224H142V223H141ZM174 224H175V223H174ZM245 224H246V223H245ZM245 224H243V225L247 227V225H245ZM79 225H80V224H79ZM85 225H86V224H85ZM129 225L132 226V227H135V228L138 227V226H137V227L134 226L135 224L133 225L132 223H130ZM142 225H143V224H142ZM201 225H200V226H201ZM243 225H242V226H243ZM261 225H262V224H260V225L258 224V225H256V227L260 228ZM81 226H82V225H81ZM92 226H93V225H91V227H92ZM144 226H145V225H144ZM162 226H163V225H162ZM190 226H191V225H190ZM198 226H199V225H198ZM47 227H48V226H47ZM62 227H64V229H65L64 232H65V231H66L65 225H63ZM74 227H75V226H74ZM74 227H73V228H74ZM82 227H83V226H82ZM85 227H86V226H85ZM141 227H142V226H141ZM193 227H195V226H193ZM246 227H245V228H246ZM34 228H35V227H34ZM70 228H71V227H70ZM70 228H69V229H70ZM77 228H78V226H77ZM86 228H87V227H86ZM112 228H113V227L110 226V229H111V230H112ZM162 228H163V227H162ZM189 228H190V227H189ZM245 228L243 227L244 230H245ZM253 228H254V229H253ZM258 228H256V229H258ZM261 228H264V226L261 227ZM62 229H63V228H62ZM79 229H80V228H78V230H79ZM89 229H91V228H89ZM101 229H102V228H101ZM113 229H114V228H113ZM142 229H143V228H142ZM193 229H194V228H193ZM193 229H192V230H193ZM241 229H242V227H241ZM241 229H240V230H241ZM243 229H242V230H243ZM246 229H247V228H246ZM74 230H75V228H74ZM78 230H75L76 235L79 234V233H78ZM132 230H134V229L132 228ZM137 230H138V228L136 229V231H137ZM161 230H163V229H161ZM189 230L191 231V229H189ZM195 230H196V229H195ZM195 230H193V232H194ZM79 231H80V233H82V234H80L81 236H82L83 234H86V235H87V233H88V231H86V232H87V233H86V232L83 230V228H82L81 230H79ZM102 231H105V230H104V227H103V230H102ZM108 231H110V230H108ZM108 231H107V232H108ZM112 231L115 232V230H112ZM112 231H110V232L112 233ZM116 231H117V230H116ZM247 231H248V229H247ZM58 232H59V231H58ZM68 232H70V231L68 230ZM71 232H72V230H71ZM71 232H70V233H71ZM75 232L73 231V234H74ZM83 232H85V233H83ZM100 232H101V231H100ZM107 232H106V233H107ZM137 232L140 233L141 231H140V232L137 231ZM70 233H68V234H70ZM96 233H97V232H96ZM111 233H109V234H111ZM116 233L118 234V231H117ZM24 234H25V233H24ZM73 234H71V235L74 236ZM88 234H89V233H88ZM99 234H100V233H99ZM99 234H98L97 236H99ZM65 235H67L66 232H65ZM80 235H79V236H80ZM100 235H101V234H100ZM121 235H122V234H121ZM67 236H68V235H67ZM84 236H85V235H84ZM88 236H89V235H87L86 238H88ZM91 236H93V234H91L90 237L88 238V240H89L90 242H91V240H92V239H91ZM101 236H102V235H101ZM111 236H112V234H111ZM111 236H109V238H110ZM38 237H39V236H38ZM53 237H54V236H53ZM62 237H63V236H62ZM62 237H58V240H57V238H56V239L53 238L54 241L56 240V242H58L57 245L60 243L58 246L55 245V244H53V246L55 245L54 247L56 248V250H58V249H60L59 246L62 245L63 250H61L60 252H62V251L67 252V255H65V254L62 255V256H61V260L59 261L58 259H56V256H57L58 258L60 257V256H58L59 251L56 252L57 255H55V251H56L55 248L52 247L53 250H52V248H50L52 251L49 249L50 251L46 250V252L48 251V255H51V258L54 260V261L52 262V264H74V261H75V258H76V257L74 258L75 255H74V254H71L70 252H72V251H70L69 248H68V247H70L71 245H70V246H68V245L65 246L66 243H67V242H66L67 239L65 240V238H62ZM74 237H75V236H74ZM93 237H94V236H93ZM114 237H115V236H114ZM121 237H123V236H121ZM50 238H52V236H51ZM70 238H71V237H70ZM95 238H96V237H95ZM109 238H108V235H106V238H105V236H104V239L102 238V239H103V240H102L103 243H104V240L106 239V240H107V243L110 244L111 248H112V246L115 247V245H114V244H115V243H114V240H116L117 242H119V241L117 240L118 237L115 238L114 240H112L111 242H108V239H109ZM75 239H76V238H75ZM75 239H74V240H75ZM83 239H84V237L82 238V242H84V243H82L81 240H80V242L82 243V244H80V245H81V246L84 245L83 247H86V246H87V247L85 248L87 251H85V252H86V253H85L83 250H82V251H81L80 249H79V250H80V253H81V254H82V252L85 253V254H82V256L80 255V256L82 257V259H83V256L85 257L84 259H86V256L88 255V251H89V249H91V250L94 249V250H92V251L90 250V251H91V252H96V249H97V248L94 247L93 245H96V246H97L98 244H100L101 239L99 240V237L96 238V239L99 240V242H98V240H96V241H97V244H96L95 240L93 239L95 243H93V241H92V243H93L92 245H91V243H90L88 240H85V239H84V241H83ZM111 239H112V238H111ZM111 239H110V240H111ZM124 239H125V237H124ZM50 240H51V239H50ZM122 240H123V238H122ZM52 241H53V240H52ZM52 241H51V242H52ZM54 241H53V242H54ZM75 241H77V240H75ZM87 241L90 243V245H89V243H88ZM53 242H52V243H53ZM56 242H55V243H56ZM77 242H78V241H77ZM80 242H79V243H80ZM86 242H87V243H86ZM117 242H116V243H117ZM105 243H106V242H105ZM105 243H104L103 246H106V247H103V246L101 245V250H102L103 248H108L107 245H106ZM111 243H113V244H111ZM124 243H126V242H124ZM124 243H119L118 245L121 246V244H124ZM75 245L78 247L79 244H75ZM125 245H126V244H125ZM89 246H91L92 248H90ZM110 246H109V247H110ZM46 247H48V246H46ZM79 247H80V246H79ZM93 247H94V248H93ZM97 247H98V246H97ZM124 247H125V246L123 245L122 248H124ZM249 247H250V246H249ZM72 248H73V247H72ZM95 248H96V249H95ZM219 248H220V247H219ZM73 249H74V248H73ZM98 249H99V247H98ZM98 249H97V250H98ZM113 249H114V248H113ZM119 249H120V248H119ZM124 249H125V248H124ZM124 249H122V251H123ZM77 250H78V249H77ZM77 250H76V252H77ZM103 250H104V249H103ZM164 250H165V249H164ZM252 250H254V249H252ZM252 250H249V253L252 252V254H248V253H247V256H248V255L250 256L249 259L252 258L251 255L253 256V255L255 254V251H252ZM113 251H114V250H113ZM119 251H121V250H119ZM161 251H162V250H161ZM182 251H183V250H182ZM189 251H191V250L189 249ZM217 251H218V250H217ZM244 251H245V250H244ZM246 251L248 252V249H247ZM246 251H245V252H246ZM250 251H251V252H250ZM35 252H36V251H35ZM35 252H33V253H35ZM50 252H51V254H50ZM78 252H79V251H78ZM109 252H110L109 254H111L112 249H111V251H109ZM180 252H181V251H180ZM72 253H73V252H72ZM80 253H78V254H80ZM107 253H108V252H107ZM113 253H114V252H113ZM113 253H112V254H113ZM118 253H119V252H118ZM253 253H254V254H253ZM40 254H41V253H40ZM62 254H63V252H62ZM86 254H87V255H86ZM90 254H91V253H90ZM112 254H111V255H112ZM164 254H165V253H164ZM166 254H167V253H166ZM166 254H165V256L167 257ZM182 254H183V253H182ZM38 255H39V253H38ZM53 255H54V256H53ZM73 255H74V256H73ZM85 255H86V256H85ZM118 255H119V254H118ZM118 255H117V256H118ZM189 255H190V254H189ZM189 255H188V258H189ZM33 256H34V259H36L35 254H34ZM41 256H42V254H41ZM80 256H77V258L80 257ZM107 256H108V257H107ZM119 256H120V255H119ZM185 256H186V255H185ZM249 256H248V257H249ZM97 257H98V256H96V258L93 257V258L95 259V261H96V260L99 261V260L101 259V260H100V263H99V262H97V263H99V264H105V263H102V261H105L104 259H103V260H102V258L97 259ZM111 257H112V258H111ZM115 257H116L115 253H114L112 256H110V255H105V257L103 256V258H105V259H107V258L112 259V260H113L112 262H114V258H115ZM126 257H127V256H126ZM168 257H169V255H168ZM186 257H187V256H186ZM253 257H254V256H253ZM39 258H40V255H39ZM42 258H43V257H42ZM123 258H124V257H123ZM188 258H187V259H188ZM190 258L192 259L191 256H190ZM89 259H90V258H89ZM91 259H92V258H91ZM115 259H117V258H115ZM127 260H128V259H127ZM252 260H253V258H252ZM34 261H35V260H34ZM55 261H57V263H56ZM83 261H84V260H83ZM86 261H87L88 263H90V261H93V259H92V260H89V261H88V259H86ZM86 261H84V262H86ZM95 261H94V263H95ZM124 261H126V260H124ZM247 261H248V260H247ZM247 261H246V262H247ZM249 261H250V260H249ZM37 262H38V261H37ZM37 262H36V263H37ZM87 262H86V263H87ZM251 262H252V261H251ZM47 263H48V262H47ZM81 263H82V262H81ZM115 263H116V262H115ZM126 263H128V261H127ZM252 263L254 264V262H252ZM39 264H41V263H39ZM44 264H45V263H44ZM48 264H49V263H48ZM113 264H114V263H113ZM239 264H240V263H239ZM247 264H248V263H247Z\"/></svg>",
  "mask_w": 264,
  "mask_h": 264
},
{
  "label": "crops",
  "instance_id": "obj_3",
  "mask_svg": "<svg viewBox=\"0 0 264 264\" xmlns=\"http://www.w3.org/2000/svg\"><path fill=\"white\" fill-rule=\"evenodd\" d=\"M207 12H208V8L207 6H205L206 19H207ZM203 14L204 13L202 11V20L200 21L202 23H203ZM211 42L212 41L208 40L206 36V38H202L201 40L192 39L191 41L186 43L185 46L189 47L188 51L191 50L192 54L201 53L203 56L205 53V57H207L208 46L210 45ZM196 67L197 69L199 70L201 69L203 71L204 60H202L200 66H196ZM142 90L143 91H142L141 100L137 102L136 107L142 110H149L150 111L149 113L152 114V117L151 118L149 117V119L146 120L148 121L147 125L144 124L146 121L145 119H143L144 122H142L143 124L141 127V131L133 132V134L135 135L131 139H130L129 131L127 132L128 135L126 138L125 155L127 158H134V159H138V158L163 159L164 160L163 164L167 167V169L171 170L175 165L174 159H176L179 156L177 143L173 141L175 139L171 134L173 133L172 131L173 123L165 119V117H162L163 116L162 113L159 112L160 107L156 105L155 102L151 99L149 90L146 87V85H143ZM142 130L145 132L144 136Z\"/></svg>",
  "mask_w": 264,
  "mask_h": 264
}]
</instances>
